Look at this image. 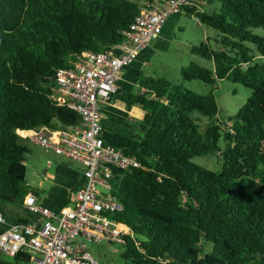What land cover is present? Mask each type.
<instances>
[{
    "label": "trees",
    "instance_id": "16d2710c",
    "mask_svg": "<svg viewBox=\"0 0 264 264\" xmlns=\"http://www.w3.org/2000/svg\"><path fill=\"white\" fill-rule=\"evenodd\" d=\"M153 1L0 0L3 203L21 206L28 194L30 149L16 132L81 122L78 113L52 99L56 71L121 43L123 31ZM212 2L210 12L182 9L214 31L191 48L211 67L190 62L181 69L183 81H201L211 91L201 95L148 77L141 79L146 92L131 97L145 112L136 139L151 156L124 150L141 167L114 170L110 181L121 209L107 216L124 227V264H264V38L254 33L264 30V0ZM224 80L242 85L250 96L221 121L214 93ZM206 156L219 158L216 169L193 162ZM12 261L28 264L29 254Z\"/></svg>",
    "mask_w": 264,
    "mask_h": 264
},
{
    "label": "built area",
    "instance_id": "2783aa9c",
    "mask_svg": "<svg viewBox=\"0 0 264 264\" xmlns=\"http://www.w3.org/2000/svg\"><path fill=\"white\" fill-rule=\"evenodd\" d=\"M190 0H155L122 33L121 43L100 53L88 52L74 67L56 71L52 99L81 116L78 125L58 130L45 127L18 130L17 136L83 166L82 185L73 193L74 207L51 210L32 193L22 204L41 223H14L0 233V256L29 254L28 264H98L86 242L124 244V227L107 213L121 206L111 195L113 171L140 168L134 156L107 144L102 138L101 108L116 93L123 69L157 40L167 19L179 14ZM146 91L143 89V94ZM5 222L0 212V224Z\"/></svg>",
    "mask_w": 264,
    "mask_h": 264
},
{
    "label": "crops",
    "instance_id": "0c3cea01",
    "mask_svg": "<svg viewBox=\"0 0 264 264\" xmlns=\"http://www.w3.org/2000/svg\"><path fill=\"white\" fill-rule=\"evenodd\" d=\"M189 7H196V11L210 12L213 10V2L212 0H190ZM172 18L177 20L175 15H172L170 19ZM160 40L162 37L154 41L155 47L160 45ZM151 55V49H145L132 64L121 71L120 79L116 83V93L110 102L101 108L103 140L117 149L136 150L145 156H151V153L136 139L140 135L139 122L144 119L145 112L140 106L131 102V97L143 95L142 78H155L149 73ZM39 152H42L46 159L45 169L40 175L36 170V178H26L28 193H32L38 203L51 210L59 211L74 207L73 193L74 189L79 188L83 183V166L45 148L34 153L35 159ZM29 180L32 182L28 183ZM0 210L5 217V222L0 224V233L14 223H21L20 219L35 223L42 221L39 215L29 213L22 205H7L0 200ZM0 264L15 263L11 257L0 256Z\"/></svg>",
    "mask_w": 264,
    "mask_h": 264
},
{
    "label": "rangeland",
    "instance_id": "374dc122",
    "mask_svg": "<svg viewBox=\"0 0 264 264\" xmlns=\"http://www.w3.org/2000/svg\"><path fill=\"white\" fill-rule=\"evenodd\" d=\"M209 12V11H208ZM170 16L162 30L160 37V45L155 47L156 42L152 41L148 48L151 49L152 55L150 56L151 64L149 73L155 78H162L171 83L182 84L184 88L195 92L197 94H208L212 87L201 81H183L181 79V69L187 67L190 62H195L204 67H211L210 62L194 56L191 53L193 46L197 47L201 43H206V39L214 37V31L202 25L197 18L188 16L185 11H181L170 19ZM254 33L264 38L263 29H255ZM213 45V42H209ZM218 105V114L216 118L221 121H226L227 118L232 117L236 112L246 103L247 98L250 96V91L240 84L233 83L232 81L224 80L217 82L215 85L214 93ZM206 120L201 126L204 129ZM30 149L25 157L26 165V178L35 177V171L38 174L45 169V158L43 153L35 152L43 150L44 148L27 142ZM42 148V149H41ZM63 157V156H60ZM219 158L217 156H206L194 158L193 162L204 166L208 169H216ZM36 178V177H35ZM32 182L31 180L28 183ZM32 190V189H30ZM23 213V212H22ZM86 250L91 254L98 264H124L120 254L122 247L119 244L108 245L107 243H93L86 242ZM207 248H209L207 246Z\"/></svg>",
    "mask_w": 264,
    "mask_h": 264
}]
</instances>
